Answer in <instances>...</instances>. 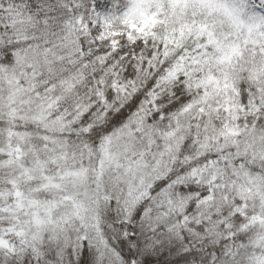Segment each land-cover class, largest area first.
Returning a JSON list of instances; mask_svg holds the SVG:
<instances>
[{
	"label": "snow or ice",
	"instance_id": "6c2138e0",
	"mask_svg": "<svg viewBox=\"0 0 264 264\" xmlns=\"http://www.w3.org/2000/svg\"><path fill=\"white\" fill-rule=\"evenodd\" d=\"M0 264H264V0H0Z\"/></svg>",
	"mask_w": 264,
	"mask_h": 264
}]
</instances>
